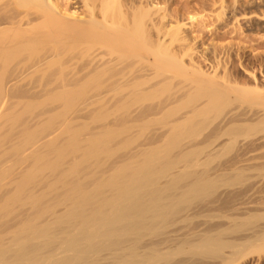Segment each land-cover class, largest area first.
I'll list each match as a JSON object with an SVG mask.
<instances>
[{
  "label": "bare ground",
  "instance_id": "bare-ground-1",
  "mask_svg": "<svg viewBox=\"0 0 264 264\" xmlns=\"http://www.w3.org/2000/svg\"><path fill=\"white\" fill-rule=\"evenodd\" d=\"M162 4L0 0V264H264V202L200 207L197 225L175 228L218 184L179 139L214 118L213 138L259 152L263 133L244 137L264 124V92L254 72L220 75L186 43L174 49L186 37ZM44 92L54 106L33 112L27 98ZM154 120L156 143L112 159Z\"/></svg>",
  "mask_w": 264,
  "mask_h": 264
},
{
  "label": "rangeland",
  "instance_id": "rangeland-1",
  "mask_svg": "<svg viewBox=\"0 0 264 264\" xmlns=\"http://www.w3.org/2000/svg\"><path fill=\"white\" fill-rule=\"evenodd\" d=\"M161 1L163 2L161 7L164 6V8L159 11L162 13L164 10H166V12L169 14L168 19L170 21H178L179 23H181L183 28L182 34L186 37V42H183L184 44L178 43L176 47L174 43V45L172 46L174 47V49L179 48V45L181 46L187 44V46L191 48L190 53L192 52V56L195 55L194 58H192L196 62H200L201 65L204 63L205 68L210 67L212 64L220 63V65L218 64V71L220 75L223 74V71H226L228 73L232 71L231 75L233 73V77L235 75H238L239 73V76H241V78L243 77L242 80H245L246 75H251L252 77V73L254 72L255 75L258 77V84H262L259 85V88L261 89L264 86V0H166V2L165 0ZM78 7L79 4H75V7L73 9H78ZM185 59H188V55L185 56ZM208 63L212 64L209 65ZM222 68H224V70ZM234 70L235 72L238 71V73H235ZM45 76H49V74ZM250 84L254 83L251 82ZM259 88V91L264 92V88H262L263 90H260ZM230 94H232L231 96H234L235 92H231ZM251 95L252 97L256 98V101L258 100L256 93H251ZM36 96V98H27V100H29L30 102H35L36 107L33 112H46L54 106V103H52L54 99L50 93L44 92ZM83 97L84 96L82 95L81 98L83 99ZM252 97L251 99L253 103L255 102V104H257L255 99H253ZM81 98L79 97V104L77 105H80L83 100H85V97L83 100H81ZM250 105H252V103ZM257 105H255L256 108L261 107V105ZM176 110L174 112L175 115L183 111L177 110L176 112ZM24 111L25 110H22V107L21 109H18V113H23L22 118L20 117L19 121H13L10 123L8 122L9 125L14 127V129L18 128V126L20 125L19 123L25 120V118H27V116L29 115V112L26 113V111ZM168 113L173 114L171 113V111ZM166 115L170 117L169 119L175 116L168 114ZM163 116L164 115L157 118L158 123L168 121L166 120L168 119L167 116L166 118L164 117L166 121H162V119H164L162 118ZM78 122H81L80 124H85V126H91L95 128V124L90 122L88 115H86L83 119ZM152 122H154L153 124L155 125H153ZM152 122H150L151 124L146 123V128L144 126L145 129L142 130L143 132L137 131L138 134H140L135 139L131 140L128 144L124 145L123 142L116 141L117 154L114 155L112 159L116 161L136 149L144 148L156 143L153 139L149 138V135L147 136L148 131L146 130L157 129L161 126V124L156 125L155 120ZM214 122H216L214 118L210 119L203 126V128H196L194 131L190 132L188 136L183 135L182 138L180 137L181 139H179V143L183 145V147L186 146L185 148H188L189 146L190 148L188 149H191V151H193L192 159L193 161H197L196 163L199 162L198 165H200L197 166L198 171L203 173L207 177L215 178L214 180H217L218 182L216 190L214 189V192H212L211 195H208L200 200L193 202V204L188 207L189 210H183L184 214H181L183 211L178 214V216H186L187 214L190 215V217L186 219L189 222H186L184 220L185 222L182 221L183 225H181V223L179 224L181 226L175 225L176 229H179L180 227L182 228L183 232L180 228V233L186 232L189 227H194L199 223L197 222L200 220V217L197 216L199 211L195 210H200V207L203 209L208 205H216L217 203L219 204H217V206H220L221 204L226 203L235 204L243 202H264V149H262V147L264 146L261 147L263 151L259 148L260 151L258 152L256 150L257 152H254L255 155L252 152L250 153V155L252 154L251 156H239L238 145L239 142L243 140V138L242 140H240L238 136L235 139H238V141H236L238 142L237 146L234 143L235 137L231 136L232 134H226L227 136L223 135L218 139L213 138V135L216 134V129H219V127H224ZM147 124H149V126H147ZM262 125H253L252 129L249 128L252 126H249L246 131L244 130L245 133H248V130L250 129L253 132L250 130L248 133V138L247 136L244 138L249 139L248 141L251 142L261 136V132L264 135V131H262L264 130V124ZM150 130L149 132L153 133V131ZM139 131H141V129H139ZM245 133H243L244 136ZM41 134L42 132H39L37 136L39 137ZM230 136L233 138L232 141ZM250 138H253V140H251ZM195 147L197 149H194ZM211 147V151H213L214 149L216 150L217 148L218 149L216 151H213L214 153H208V151H210L208 148ZM198 148L201 153L198 151ZM206 148L208 150H206ZM196 151H198V154L195 153ZM195 158H197V160ZM109 163L110 162H108V164ZM176 165V170L187 169L186 162L179 161L178 163H176ZM241 167L244 169H242ZM237 169L239 170L238 172L235 171ZM234 172L237 174H235ZM238 174L240 175L239 177L237 176ZM242 174L244 175V177ZM241 176L243 179L240 178ZM231 177L235 180L236 178H238V181L233 180L235 181L233 183ZM228 178H231V183L227 182ZM194 211L196 214V218H193ZM191 213L193 216L191 215ZM189 218H191L192 221ZM188 224L189 226L187 227ZM185 226L187 227V229H183V227ZM172 229H174V227ZM152 236L153 235H148L146 236V238L148 237L152 240ZM146 238L145 241H148V238ZM179 253L180 252H178L176 258H182L184 256H181ZM179 255L181 257H178ZM254 263L257 264V260H255Z\"/></svg>",
  "mask_w": 264,
  "mask_h": 264
}]
</instances>
